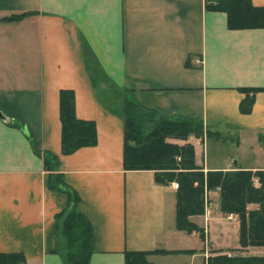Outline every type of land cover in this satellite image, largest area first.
<instances>
[{"label":"crops","instance_id":"0c3cea01","mask_svg":"<svg viewBox=\"0 0 264 264\" xmlns=\"http://www.w3.org/2000/svg\"><path fill=\"white\" fill-rule=\"evenodd\" d=\"M251 3L264 7V0ZM94 72L103 78L97 84ZM238 88H264V28L229 30L226 15L207 11L205 0H0V114L23 124L0 119V253H21L25 264H68L56 228L67 197L48 188L29 134L57 157L78 196L76 210L91 228L88 264H124L125 250L176 252L152 254L151 264L169 257L171 264L199 257L204 264L208 242L210 252L239 249L227 245L236 220L217 202H209L213 214L190 217L204 239L188 235L175 228V190L156 184L150 170L122 168L123 123L109 96L127 89L158 115L195 118L220 132L229 152L215 162L206 159L204 143L188 139L204 173L264 170L238 155L248 141L264 151V91L241 114ZM60 90L74 93L76 118L96 129L94 146L69 155L60 153Z\"/></svg>","mask_w":264,"mask_h":264},{"label":"trees","instance_id":"16d2710c","mask_svg":"<svg viewBox=\"0 0 264 264\" xmlns=\"http://www.w3.org/2000/svg\"><path fill=\"white\" fill-rule=\"evenodd\" d=\"M207 11L222 12L226 15L229 30L263 29L264 7L254 6L251 0H205ZM20 15L12 16L14 20ZM95 74V75H94ZM92 81L97 84L101 78L93 73ZM107 85V84H106ZM243 94L238 105L241 114L251 111L255 93L264 88H238ZM110 100L117 102L119 116L123 123L122 168L125 171L150 170L154 182L168 186L177 181L175 190V228L190 235L203 238L201 228L190 221L192 216L203 215L208 193H218L217 208L223 215H236L239 220L238 244L240 248H264V170H240L234 166L231 171H208L196 166L194 149L188 142L190 137L214 138L226 141L219 133L211 131L195 118L165 117L142 107L132 91L114 90L109 93ZM60 122V153L69 155L82 147L96 144V129L93 121L79 120L75 116L74 93L60 90L58 94ZM139 111L149 113L151 125L145 128L139 122ZM7 125L23 127L2 115ZM33 153L42 160L47 172V185L51 190L66 194L67 202L62 212L56 216V228L64 241L68 264H88L92 252L91 228L86 219L76 210L78 196L63 181L57 170V157L40 150L29 135ZM184 142L179 145L169 140ZM264 143V140L261 141ZM257 180L259 186H254ZM255 204V209L248 206ZM200 238V239H201ZM165 250L123 252L124 264H151L147 257L152 254H168ZM192 254V252H186ZM0 264H25L21 253H0ZM205 264H264L263 256L227 255L213 251L205 259Z\"/></svg>","mask_w":264,"mask_h":264},{"label":"rangeland","instance_id":"374dc122","mask_svg":"<svg viewBox=\"0 0 264 264\" xmlns=\"http://www.w3.org/2000/svg\"><path fill=\"white\" fill-rule=\"evenodd\" d=\"M149 116H150L149 113H147L145 111H139V113L137 114V118L144 128L146 125H149V124L151 125V123L148 121ZM210 130L218 132L215 128L214 129L210 128ZM219 134H220V132H219ZM191 138H192L191 139L192 142H194V140H199L202 144L203 143L205 144L204 154L206 155V159L207 160L209 159V161L210 160L214 161V162L218 161L220 159V157H223V154H226L229 152L228 145H222V144L220 145V143L218 142L219 140L214 139V138H206L205 134L202 135L201 139L200 138H194V137H191ZM170 140H172V139H170ZM249 143L251 144V142H249V141L244 142L243 147L238 151L239 157H241L243 160L245 159V161H247L248 164L250 163L251 165H252V163H255V162L260 163V164H264V151L260 147H258L257 145H256V147L253 146L254 145L253 143L251 144V146H253V150H250ZM196 150H197V159H198V161H201V155H202L201 147L196 146ZM231 170H233V169H231L229 167V169L227 171H231ZM255 181L257 182V180H255ZM172 183L177 184V181H172L169 184L171 188H172V185H171ZM256 186L258 187L259 184L257 183ZM174 190H177V189H174ZM217 197H218L217 190L214 193H208L203 215H205L204 213H209V212L211 214H213V212H212L213 210L211 211V209H213L214 207H213V205L210 206L209 202L215 201V203H216L218 201ZM256 207L257 206L255 204H253V206H248V209L252 210V209H255ZM233 217L235 218L236 222H230L229 225H231L234 230L236 229V231L234 233H233V231H231L229 233L231 235H229V238L227 240L228 246H234V245L237 246L238 245L237 239H238L239 220H238L236 215H233ZM203 233H204V235L206 234V232H204V230H203ZM210 234L212 235V232H210ZM198 237L189 236L190 241H192L191 243H193V242H194V244L197 243L196 245H194L196 247L200 244ZM201 239L203 240L204 236ZM247 248H249V247H247ZM262 248L261 247L249 248L248 251H245L246 248H239L237 250L236 249L228 250L229 251L228 253H230V255L234 254L237 256H252L251 253L261 255V253L264 252V249H262ZM210 250H211V247H210L209 242H208L206 248L203 250L204 261L207 257H209L212 254L213 251L210 252ZM173 259H174L173 257L172 258L169 257L167 259L161 260L160 264L174 263ZM165 260H168V261L165 262ZM154 263L156 264V262H154ZM198 263L202 264V258L201 257L195 259V264H198ZM204 264H205V262H204Z\"/></svg>","mask_w":264,"mask_h":264},{"label":"built area","instance_id":"2783aa9c","mask_svg":"<svg viewBox=\"0 0 264 264\" xmlns=\"http://www.w3.org/2000/svg\"><path fill=\"white\" fill-rule=\"evenodd\" d=\"M171 185H172L173 189H177V187H178V185H177L176 183H172ZM255 185H256V183H255ZM216 190H217V189H216ZM226 218H227V219H230V220H234L233 217H232L231 215H228Z\"/></svg>","mask_w":264,"mask_h":264},{"label":"water","instance_id":"95a60500","mask_svg":"<svg viewBox=\"0 0 264 264\" xmlns=\"http://www.w3.org/2000/svg\"><path fill=\"white\" fill-rule=\"evenodd\" d=\"M0 119H1V120L4 119V118L2 117V114H0ZM22 130H24V129H22ZM233 165H236L235 162H233Z\"/></svg>","mask_w":264,"mask_h":264}]
</instances>
